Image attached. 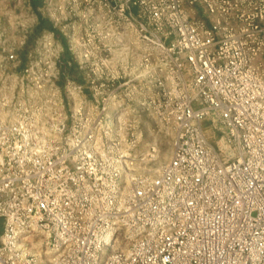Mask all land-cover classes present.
<instances>
[{
    "label": "built area",
    "instance_id": "1",
    "mask_svg": "<svg viewBox=\"0 0 264 264\" xmlns=\"http://www.w3.org/2000/svg\"><path fill=\"white\" fill-rule=\"evenodd\" d=\"M50 1L0 48V264H264V0Z\"/></svg>",
    "mask_w": 264,
    "mask_h": 264
},
{
    "label": "rangeland",
    "instance_id": "2",
    "mask_svg": "<svg viewBox=\"0 0 264 264\" xmlns=\"http://www.w3.org/2000/svg\"><path fill=\"white\" fill-rule=\"evenodd\" d=\"M32 10L29 0H0V48L18 44L21 38H24L26 43H33L35 37L32 31L37 19ZM39 11L44 18L51 20L53 2L50 1L44 8L40 7ZM195 105L193 103V107ZM202 126L209 141L215 146L219 145V132L212 128L211 121H203ZM151 127L144 130L142 141L131 152L130 167L137 173H155L171 153V130L166 131L159 124H153Z\"/></svg>",
    "mask_w": 264,
    "mask_h": 264
},
{
    "label": "trees",
    "instance_id": "3",
    "mask_svg": "<svg viewBox=\"0 0 264 264\" xmlns=\"http://www.w3.org/2000/svg\"><path fill=\"white\" fill-rule=\"evenodd\" d=\"M42 3V0H30V4L32 6L33 12L36 14L37 17V24L34 26V29L32 31V35L35 37L37 34H39L43 29H51L52 26L50 22L43 18L37 11V8ZM31 45V43H26L25 47L20 51L21 55H24L26 52V48Z\"/></svg>",
    "mask_w": 264,
    "mask_h": 264
}]
</instances>
